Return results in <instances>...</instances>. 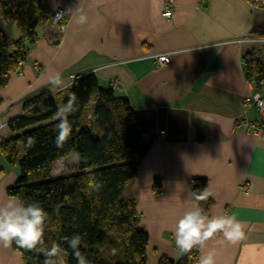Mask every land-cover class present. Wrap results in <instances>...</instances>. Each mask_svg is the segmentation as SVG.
I'll list each match as a JSON object with an SVG mask.
<instances>
[{
    "label": "crops",
    "instance_id": "0c3cea01",
    "mask_svg": "<svg viewBox=\"0 0 264 264\" xmlns=\"http://www.w3.org/2000/svg\"><path fill=\"white\" fill-rule=\"evenodd\" d=\"M41 2L48 13L63 8L66 18L38 26L26 61L0 90V140L11 134L8 122L26 100L57 92L46 84L49 74L68 80L92 73L100 87L128 99L147 129L148 150L122 193L135 201L138 225L148 234L147 264L183 256L172 230L194 203L195 178L213 193L208 216L235 215L245 225V238L234 245L221 243L219 233L207 242L217 264H264V134L238 124L259 117L243 105L256 91L243 58L255 51L264 60V7L252 0H172L165 18L168 0ZM80 14L87 16L84 25L76 23ZM0 24L17 37L11 24ZM158 54H169L170 62L158 65ZM259 92L264 98V87ZM18 172L0 152V204L13 198L6 188ZM195 250L190 264H198ZM0 264L23 262L19 251L0 246Z\"/></svg>",
    "mask_w": 264,
    "mask_h": 264
},
{
    "label": "trees",
    "instance_id": "16d2710c",
    "mask_svg": "<svg viewBox=\"0 0 264 264\" xmlns=\"http://www.w3.org/2000/svg\"><path fill=\"white\" fill-rule=\"evenodd\" d=\"M0 20L15 25L18 36L11 38L0 24V90L10 72L19 71L31 45L38 38V26L50 20L41 0H0ZM243 68L256 90L264 87V60L258 52L247 53ZM69 91L78 98L79 109L70 115L72 134L62 149H57L54 118L58 105L67 101L64 92H41L23 103V111L8 122L10 135L0 140V152L10 167H18L14 183L6 195L25 203H38L50 217L45 241L68 248L64 237L80 235L82 253L91 264H147L148 234L138 225L135 201L122 195L138 174V164L149 147L143 141L146 127L140 123L127 98L116 96L111 87L102 88L92 73L75 76ZM36 138L33 148L23 142ZM79 153L86 163L76 171L53 177L54 162ZM91 169V173L86 171ZM103 182L99 193L83 191L88 175ZM206 189L204 178H195L192 191ZM212 201L200 202L207 214ZM23 264H44L43 255L20 249ZM115 248L117 254L110 255ZM66 264H77L68 249ZM196 250L178 260L161 257L158 264H190ZM191 260V261H190Z\"/></svg>",
    "mask_w": 264,
    "mask_h": 264
},
{
    "label": "clouds",
    "instance_id": "9594fccd",
    "mask_svg": "<svg viewBox=\"0 0 264 264\" xmlns=\"http://www.w3.org/2000/svg\"><path fill=\"white\" fill-rule=\"evenodd\" d=\"M76 23L79 25L86 24L87 16L80 14ZM75 80V76L66 80L60 72H53L49 74L46 81V84L52 86V91L64 92L68 97L66 102L58 105L54 117L58 121L56 124L57 134L54 138L57 149H62L70 139L72 124L69 117L79 109L76 94L69 91ZM259 106L264 108V102L260 103ZM206 121L211 122L210 119ZM4 126L0 125V127ZM36 142L35 137L29 136L23 142V147L25 150L31 149ZM86 159L77 153L74 157V163L77 165L81 162L86 163ZM86 171L91 173V169H86ZM84 184L83 191L86 195L99 193L103 188V182L97 179L94 174L88 175ZM212 195L213 193L209 190L192 191L190 196L194 203L184 211L172 230L177 255L190 254L193 249H199L201 255L198 264H217L216 252L214 249H208L207 242L218 233L222 234L223 237L221 243L227 241L234 245L245 238V225L237 220L235 215L208 216L204 212L200 202H206ZM49 220V214L38 203H25L20 197L8 199L0 204V246L8 248L15 244L16 247L25 251L43 255L45 257L44 264H66L70 254L68 249H71V255L77 264H91V261L81 251L83 241L78 234L71 238H63L68 248H64L55 242L49 247L44 235ZM116 254L117 250L111 249L110 255L115 256Z\"/></svg>",
    "mask_w": 264,
    "mask_h": 264
},
{
    "label": "built area",
    "instance_id": "2783aa9c",
    "mask_svg": "<svg viewBox=\"0 0 264 264\" xmlns=\"http://www.w3.org/2000/svg\"><path fill=\"white\" fill-rule=\"evenodd\" d=\"M252 3L255 6L264 7V0H252ZM172 0H168L164 6V13L163 16L165 18H170L172 15ZM59 13V15H57ZM49 18L54 23L62 24L66 18V11L63 8H56L53 11L49 12ZM155 59L158 65L162 66L170 62V55L169 54H158L155 55ZM75 76L73 74L69 75V79ZM264 102V98L262 94L256 90L251 94L244 97L243 105L246 108L254 109L258 114V119H243L238 122L245 129L246 132L255 134L257 136H262L264 134V108H261L259 105L260 103ZM159 134H164V131H160ZM245 193L249 190L247 187H243ZM195 257L194 259H196Z\"/></svg>",
    "mask_w": 264,
    "mask_h": 264
},
{
    "label": "rangeland",
    "instance_id": "374dc122",
    "mask_svg": "<svg viewBox=\"0 0 264 264\" xmlns=\"http://www.w3.org/2000/svg\"><path fill=\"white\" fill-rule=\"evenodd\" d=\"M8 26H11L13 28V32H15L16 36H18V31H17L15 25L11 24ZM5 31H6V29H5ZM9 36H10V34H9ZM74 157H75V155H70V156L66 157L64 160H61V161L59 160V161L54 162L52 165L53 177L74 173L76 171V169L74 168V166L76 165L74 163ZM16 169L19 171L18 167H16Z\"/></svg>",
    "mask_w": 264,
    "mask_h": 264
}]
</instances>
